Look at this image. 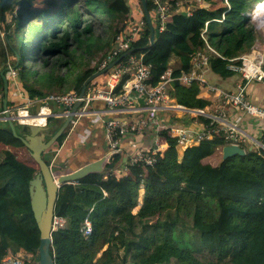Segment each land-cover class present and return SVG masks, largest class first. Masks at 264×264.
<instances>
[{"label": "trees", "instance_id": "trees-1", "mask_svg": "<svg viewBox=\"0 0 264 264\" xmlns=\"http://www.w3.org/2000/svg\"><path fill=\"white\" fill-rule=\"evenodd\" d=\"M205 1L213 10L173 9L153 44L147 27L131 43V53L142 55L143 63L151 65L149 83L156 84L166 71L172 78L189 71L195 50L208 52L200 37L203 29L209 45L220 54L210 52L209 67L223 78L235 74L227 68L229 59L263 41L256 21L246 16L261 0H227L228 5L219 7L217 0ZM152 7L148 5L149 12ZM129 13L127 0H0V72L7 78L12 59L30 96L43 94L29 85L35 81L28 77L34 65L58 94L70 89L80 92L94 71L92 61L110 48ZM168 90L178 104L200 108L197 83L171 80ZM67 131L48 150L60 145ZM157 135L165 138L166 146L155 147L146 173L133 166L128 174L118 176L114 170L120 153H114L102 174L90 172L61 185L54 213L66 222L51 232L53 263L264 264V150H248L219 165L221 146L215 141L204 140L180 152L169 129ZM20 149L30 159L23 158ZM38 171L22 141L2 123L0 264L7 254L21 249L31 254L25 264H37L34 250L40 232L29 192ZM187 182L191 188L185 186ZM85 218L91 222L87 237L81 233ZM210 232L213 239L203 247L201 237Z\"/></svg>", "mask_w": 264, "mask_h": 264}, {"label": "built area", "instance_id": "built-area-1", "mask_svg": "<svg viewBox=\"0 0 264 264\" xmlns=\"http://www.w3.org/2000/svg\"><path fill=\"white\" fill-rule=\"evenodd\" d=\"M131 1V0H130ZM148 5L153 6L150 11L151 16L154 17L157 30L160 32L164 28L169 13L176 9L177 11H184V3L173 4L171 0H147ZM132 3L136 6L140 0H133ZM192 6V5H191ZM141 14H135L131 11L129 16L124 21L123 30L117 34L113 40L110 48L102 53L96 60L92 61L93 73L103 71L93 77L88 83L86 90L82 97L79 92L70 89L62 94H46L43 96H35L27 105H32L37 102H42L44 105L51 103L61 106L63 115L70 112L72 105L81 100V113L83 111L94 114V110L89 109L94 101H102L106 104V113L113 114L124 113L132 115L126 121H119L114 118H107L104 121V131L108 154L106 161L111 158L114 153H121L122 141L126 140L130 135H156L158 132L169 129L173 137L177 138L178 146L184 149L192 144H198L204 140H213L219 136V127L217 122L220 117H225L226 108H231L234 112L249 118L256 131L261 132L264 136V105L257 104L248 96L247 85L251 81H264V42L256 43L251 51L241 54L238 57L229 59L227 68L240 75V81L237 82L234 88L224 89L219 86L209 83L203 76L204 70L209 66L210 59L205 55L207 52L197 49L191 56L192 67L187 72H182L178 77L172 78L170 71H166L161 79L156 84L148 82L151 72V65L145 64L142 61V55L129 53L121 58L117 63L109 67V65L120 58L122 54L130 50L131 43L137 40L146 29V21L143 16L142 8ZM200 33V37L205 42L208 50L218 55V52L210 47L204 32ZM256 55L252 57L251 53ZM235 60H240V63H235ZM9 73L11 79H16L17 71L14 69L13 60L8 62ZM126 76L124 79L123 77ZM124 79L121 85V92L116 93V87L120 81ZM171 80H177L180 84L188 85L191 83H198L205 85L207 89L221 98L219 108L208 115L201 108H188L178 104L169 93V83ZM15 95H22L23 90L18 83L17 88L13 90ZM135 96V97H134ZM142 100V104H137V99ZM46 107V106H44ZM222 109L219 114V109ZM170 111H177L181 114L192 116L194 119L204 118L201 128L198 130L187 128L178 125L171 121ZM15 112V115L12 114ZM6 113L18 124H35L36 122H29V112L26 107H6L0 110L3 119L6 121ZM80 113V112H79ZM78 113V114H79ZM57 116V115H56ZM46 124V123H45ZM44 124V125H45ZM224 140L241 145L248 141L252 142L251 148L253 150H264V138L259 142L248 135L246 132L238 128L236 123L225 122ZM263 141V142H262ZM155 149L149 146H143L133 149L128 154L124 161L125 165L117 167L114 172L117 175L127 172L129 166H138L144 170L152 164L153 154ZM65 219L54 215L52 221V230L65 225ZM84 237L91 233V222L88 218L84 220V226L81 229ZM30 253L25 250H19L14 254H7L1 264H25L30 257Z\"/></svg>", "mask_w": 264, "mask_h": 264}, {"label": "crops", "instance_id": "crops-1", "mask_svg": "<svg viewBox=\"0 0 264 264\" xmlns=\"http://www.w3.org/2000/svg\"><path fill=\"white\" fill-rule=\"evenodd\" d=\"M133 0H127L130 6V12L135 11V14H141L140 7L142 8L141 2L136 6L132 3ZM180 2L179 0H176ZM194 1V0H192ZM188 5V4H184ZM189 11L193 10L192 7H187ZM151 16V14H150ZM152 17V16H151ZM154 26L156 27V23L154 22ZM157 28V27H156ZM204 78L211 84L219 86L224 89L234 88L237 82L240 81V76L238 74H234L229 77H221L219 74L213 72L208 66L203 72ZM20 84V82H19ZM22 86V84H20ZM199 86V85H198ZM23 90L22 95H15L13 90H9V95L7 99L6 107H26L29 112L28 121L38 122L39 120H43L44 118L51 119V117L56 118V120L62 118L59 122L58 126L55 128L53 126L52 133L53 134L62 122L65 119V115H63V109L61 106L56 104L48 103L44 105L42 102H37L32 105H27L31 102L35 96H43L46 94H36L30 96L27 94L26 90ZM248 96L251 100H253L257 104L264 105V81L257 82L251 81L247 85ZM54 93V92H53ZM51 94V93H49ZM10 96V97H9ZM135 97V96H134ZM198 97L200 99V108L204 110L208 115L213 114L221 104V98L215 95L213 92L209 91L205 85L199 86ZM137 104H142V100L137 99ZM38 106V109L35 108ZM46 106V107H44ZM3 108L2 100L0 102V110ZM30 109L32 111H30ZM94 110V114H90V112L83 111L74 117V121L70 124L68 128L67 134L62 141V143L56 147H52L49 151L44 152V158L50 161L51 170L57 174H62L65 172H71L80 168L81 166L97 160L99 158H104V166L106 164V156L108 154L105 131H104V121L107 118H114L119 121H126L131 118L132 115L124 114V113H106L107 106L102 101H94L92 106L89 108ZM222 109H219V114H221ZM225 117H220V121L217 122V127H219V137H216L215 142L217 144H221L224 141L223 135L225 134V122L236 123L238 128L242 131L246 132L256 141H261L264 136L261 132L256 131V126H254L251 120L245 116L234 112L231 108H226ZM57 115V116H56ZM168 115L172 114L169 112ZM47 124L44 127H48ZM172 117H171V119ZM204 118L194 119L192 116H188L184 114L182 116L181 121L177 123L178 125L185 126L187 128L198 130L201 128V124ZM4 123H6L4 125ZM4 127L7 126V122H4ZM34 124V123H33ZM42 134V131H39ZM50 134V135H51ZM49 135V136H50ZM263 142V141H262ZM143 146L149 147H160L164 148L166 146L165 138L163 137H155V135L145 134V135H130L126 137V140L122 141V151L120 153V160L117 163V167L126 164L125 158L127 157L125 154L131 152L133 149H136ZM252 142L248 141L246 143H242L241 146L245 149L249 150L251 148ZM47 154V156H45ZM133 169V166H129L127 168V172L124 174H128ZM104 172V167L100 174ZM122 175V174H121Z\"/></svg>", "mask_w": 264, "mask_h": 264}, {"label": "water", "instance_id": "water-1", "mask_svg": "<svg viewBox=\"0 0 264 264\" xmlns=\"http://www.w3.org/2000/svg\"><path fill=\"white\" fill-rule=\"evenodd\" d=\"M142 9L144 17L147 22V28L149 31V44H153L156 37L159 34V31L154 26V23L151 19L147 0H141ZM132 49L126 51L120 58L114 60L109 67L117 63L121 58L129 54ZM6 70H9L6 67ZM103 71L92 73L83 83L82 88L79 92V96L82 97L88 83L90 80L102 73ZM3 80V91H2V106L6 108L7 99H8V82L6 76L3 74V71L0 72ZM82 105L81 100L76 101L70 112L66 115L64 121L59 126V128L46 138L44 134V129L46 127L35 124L23 125L21 131L17 130L14 120L6 113L7 126L5 130L12 133L13 136L18 137L26 149L29 151L32 159L38 164L39 171L36 174L35 178L32 181V186L30 188L29 197H30V206L36 221L37 227L40 232V241L39 246L34 251L38 254L37 264H54L53 258L50 254V245H51V232H52V221L55 215L54 207L57 197V192L61 185L65 183H70L76 181L87 173L94 172L99 173L104 167V158H99L92 162H89L80 168L73 170L71 172H65L62 174H55L51 170V166L43 158V152L48 149L56 139L62 134V132L67 128L70 123L74 121V117L80 112V107ZM38 109V106L35 110ZM42 130V134L39 131ZM247 153V149L241 147L236 143H228L222 146L221 148V157L218 164H222L227 158L238 155L244 156Z\"/></svg>", "mask_w": 264, "mask_h": 264}, {"label": "rangeland", "instance_id": "rangeland-1", "mask_svg": "<svg viewBox=\"0 0 264 264\" xmlns=\"http://www.w3.org/2000/svg\"><path fill=\"white\" fill-rule=\"evenodd\" d=\"M171 2L173 3V4H176V3H179L178 1H176V0H171ZM183 4V3H182ZM189 4V3H188ZM224 4H226V5H228V3H227V0H217V4L215 5V7H219V6H223ZM184 5V4H183ZM192 8H194L195 10H198V11H205V12H209L210 10H213V8L209 5V3L208 2H206L205 0H194L193 1V4H192V6H191ZM183 10H185V7L183 8ZM262 15H264V13L262 14ZM250 16V18L252 19V20H254V21H256V28L258 29V30H261V32L263 33V37H264V18H262V19H259V17H260V14H258V15H256V14H250L249 15ZM261 18V17H260ZM152 21L153 22H155V20H154V17L152 16ZM260 28V29H259ZM207 42H208V40H207ZM263 42H264V40L262 41V42H259V41H257L256 43H261L262 45H263ZM255 43V44H256ZM209 44V43H208ZM211 47V46H210ZM206 48H209V47H206ZM211 48H213V47H211ZM214 49V48H213ZM200 50H202V49H200ZM205 52H207V51H205ZM209 52V53H208ZM208 52L205 54L209 59L211 58V54H210V50H208ZM217 56H220V54L218 53V55ZM10 60H12V59H10ZM36 65H34V67H31V71H29L28 72V77L29 78H34L35 79V81H32V82H29V85H32L37 91H39V92H41V93H43V94H47V93H49V92H54V93H56V94H58V92H55L56 91V89L53 87L52 88V86L50 85V80H49V78L47 77V76H41V74H40V76H39V73L36 71ZM6 75H7V78H8V80H7V82H8V86H9V89L11 90H14L15 88H17V86H18V83L20 82V80H19V78H18V76H16V79L14 80V79H11V76H10V73L6 70ZM3 89V88H2ZM2 89H1V91H0V102H1V100H2ZM15 94V93H14ZM8 95H9V90H8ZM10 97V96H9ZM30 111H32L31 109H30ZM170 113L172 114V119L173 120H178L179 119V121H181V118H182V116H184V114H181L180 112H177V111H170ZM13 115H15V112L12 114V116ZM55 119L56 118H54V117H51V119H49L48 120V118H44L43 119V121H41V122H36L35 123V125H41V126H44V124L46 123L47 124V120H48V127L47 128H45L44 129V134H45V136H46V138H48L49 137V135L52 133V129H53V126H54V128H55V126L57 125L58 126V124H59V122L62 120V118H60V119H58V120H56V123H55ZM172 121V120H171ZM4 122H6L4 119H3V116H2V114H0V125H2V123H4ZM17 121L15 120V124H16V127H17V130H19V131H21L24 127H23V125H20V124H18V122L16 123ZM173 122H175V121H173ZM6 123H4V125H5ZM71 124V123H70ZM69 126L70 125H68L67 126V128H65V130H68V128H69ZM40 131H42V130H40ZM151 135V134H150ZM155 137L157 138L158 137V135L156 134L155 135ZM192 145H194V144H192ZM49 149V148H48ZM48 149H46L44 152H46ZM179 150H180V152H181V147L179 146ZM49 151V150H48ZM44 152H43V158H44ZM18 153L23 157V158H27V159H30L29 158V156H28V154H27V152L24 150V149H20V150H18ZM45 156H47V154L45 155ZM47 158V157H46ZM45 158V159H46ZM220 160V159H219ZM141 170L143 171V172H145L146 173V169L144 170V168L142 169L141 168ZM55 174H57L56 172H55ZM122 175H124V174H122ZM119 176H121V175H119ZM185 186L186 187H189V188H191V183H189V182H187L186 184H185ZM142 196H143V191L141 190L140 192H139V197H140V199L142 198ZM213 239V235H212V233L210 232V233H206V234H204V235H202V237H201V242H202V246L203 247H206V245H207V243L209 242V241H211ZM224 243L225 244H228L229 243V240H224Z\"/></svg>", "mask_w": 264, "mask_h": 264}, {"label": "clouds", "instance_id": "clouds-1", "mask_svg": "<svg viewBox=\"0 0 264 264\" xmlns=\"http://www.w3.org/2000/svg\"><path fill=\"white\" fill-rule=\"evenodd\" d=\"M180 1V0H179ZM140 2H141V0H140ZM183 3V2H182ZM259 3V2H258ZM258 3H256V4H258ZM185 4V3H184ZM256 4H254V6H253V9L251 10V11H249V12H247L246 13V16H249L252 12H253V10H254V8H255V6H256ZM147 5H148V2H147ZM191 5H192V3L191 4H188V5H184V7H185V10L184 11H182V12H187V13H189V12H191V11H189L188 9H187V7H191ZM142 11H143V9H142ZM150 13V12H149ZM143 16H144V13H143ZM250 17V16H249ZM144 19H145V17H144ZM151 19H152V17H151ZM145 21H146V19H145ZM154 23V22H153ZM146 24H147V22H146ZM147 27V26H146ZM157 29V28H156ZM260 29V28H259ZM264 40V39H263ZM249 51H251V49L249 50ZM249 51H247V52H249ZM131 53V52H130ZM246 53V52H245ZM243 54V53H242ZM240 56V55H239ZM238 57V56H237ZM235 58V57H234ZM236 73V72H235ZM237 74V73H236ZM239 75V74H238ZM240 76V75H239ZM198 84V83H197ZM183 85V84H182ZM199 85V84H198ZM199 86H201V85H199ZM7 121V120H6ZM15 122V121H14ZM17 123V122H16ZM32 124V123H31ZM21 125V124H20ZM24 125H27V124H24ZM46 125V124H45ZM44 125V126H45ZM217 137H219V136H217ZM216 139V138H215ZM215 139H213V140H211V141H215ZM228 143H232V142H229V141H226V140H224L221 144H218V145H220L221 146V148H222V146L223 145H225V144H228ZM241 146V145H240ZM242 147V146H241ZM249 150H252V149H249ZM248 151V150H247ZM50 165V164H49ZM119 176V175H118Z\"/></svg>", "mask_w": 264, "mask_h": 264}, {"label": "bare ground", "instance_id": "bare-ground-1", "mask_svg": "<svg viewBox=\"0 0 264 264\" xmlns=\"http://www.w3.org/2000/svg\"><path fill=\"white\" fill-rule=\"evenodd\" d=\"M263 13H264V0H261L258 4H256V6H255V8L251 14H256V15L260 14L261 18L259 17V19H262V18H264V15H262ZM251 55H252V57H254L256 55V53L252 52ZM32 121H29V122H32ZM41 121H43V120H39L38 122H41Z\"/></svg>", "mask_w": 264, "mask_h": 264}]
</instances>
